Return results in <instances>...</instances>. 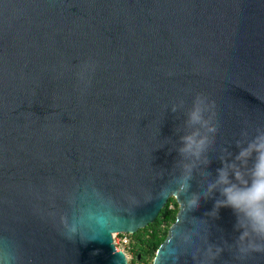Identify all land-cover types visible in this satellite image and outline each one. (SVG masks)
I'll use <instances>...</instances> for the list:
<instances>
[{"label":"water","instance_id":"water-1","mask_svg":"<svg viewBox=\"0 0 264 264\" xmlns=\"http://www.w3.org/2000/svg\"><path fill=\"white\" fill-rule=\"evenodd\" d=\"M198 94L218 132L182 191L176 149ZM257 129L264 0H0V264H128L113 235L171 199L153 264H264L238 250L231 208L208 215L220 192L203 198Z\"/></svg>","mask_w":264,"mask_h":264},{"label":"clouds","instance_id":"clouds-1","mask_svg":"<svg viewBox=\"0 0 264 264\" xmlns=\"http://www.w3.org/2000/svg\"><path fill=\"white\" fill-rule=\"evenodd\" d=\"M184 106V102L173 105L171 111L176 113ZM214 102H209L207 97L198 94L192 107L186 113L185 134L180 135V147L176 149L183 163L182 174L179 178L180 188L187 191L191 188L190 181L195 168H207L211 161L208 153L218 132L217 125L213 122L215 117ZM177 131H179L177 129ZM245 140L237 141L239 149L234 159L220 158L223 167L217 169V176L206 185L204 199L213 196L217 191L223 197L216 201L214 210L208 215L218 217L221 208H231L237 216L236 230L240 232L236 245L241 254L248 252H264V129H257L254 138L247 140L248 133L242 134ZM227 152V149H224ZM230 155V154H229ZM253 161L251 167L249 162ZM195 199L190 202V210L200 207L201 196L192 194ZM217 253L223 248L215 246ZM208 253H212V245Z\"/></svg>","mask_w":264,"mask_h":264},{"label":"trees","instance_id":"trees-1","mask_svg":"<svg viewBox=\"0 0 264 264\" xmlns=\"http://www.w3.org/2000/svg\"><path fill=\"white\" fill-rule=\"evenodd\" d=\"M174 209L170 210L169 205ZM178 205L174 199H171L164 210L153 224L131 236L133 245L130 252L134 256V264H153L158 249L165 242L169 228L176 222Z\"/></svg>","mask_w":264,"mask_h":264},{"label":"built area","instance_id":"built-area-1","mask_svg":"<svg viewBox=\"0 0 264 264\" xmlns=\"http://www.w3.org/2000/svg\"><path fill=\"white\" fill-rule=\"evenodd\" d=\"M169 209L173 210L174 206L171 204L169 205ZM117 235H113V240ZM120 239L117 242L114 241L115 247L117 251H122L125 253V251L130 250L131 245H133V241L129 238V235H119ZM126 255V253H125ZM127 257V255H126ZM133 259V258H132Z\"/></svg>","mask_w":264,"mask_h":264},{"label":"rangeland","instance_id":"rangeland-1","mask_svg":"<svg viewBox=\"0 0 264 264\" xmlns=\"http://www.w3.org/2000/svg\"><path fill=\"white\" fill-rule=\"evenodd\" d=\"M129 238L131 239V235H129ZM119 239H120V236L117 235V236L114 238V241L118 243ZM131 240H132V239H131ZM125 253H126V255H127L128 264H134V263H132V262L134 261V256L132 255V253H131L129 250L125 251ZM132 258H133V259H132Z\"/></svg>","mask_w":264,"mask_h":264}]
</instances>
